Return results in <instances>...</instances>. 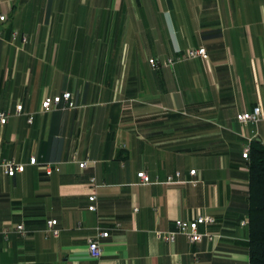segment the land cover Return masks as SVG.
I'll use <instances>...</instances> for the list:
<instances>
[{"label": "crops", "instance_id": "obj_1", "mask_svg": "<svg viewBox=\"0 0 264 264\" xmlns=\"http://www.w3.org/2000/svg\"><path fill=\"white\" fill-rule=\"evenodd\" d=\"M0 12V162L26 164L13 176L0 166V264H249L241 153L254 130L264 145V122L236 114L264 107V0H0ZM198 46L207 58L166 63ZM64 91L74 108L39 111ZM199 214L214 218L198 226L214 240L157 237ZM19 223L26 234L3 236ZM97 226L110 231L95 259Z\"/></svg>", "mask_w": 264, "mask_h": 264}, {"label": "built area", "instance_id": "obj_2", "mask_svg": "<svg viewBox=\"0 0 264 264\" xmlns=\"http://www.w3.org/2000/svg\"><path fill=\"white\" fill-rule=\"evenodd\" d=\"M6 20V14L3 12H0V22H3ZM25 38L23 37V40ZM196 57H202L207 58V52L205 47L198 46L196 48H189L186 52L181 53L177 55L175 58H168L166 63L171 65L175 61L189 59V58H196ZM148 62L152 68H159L161 63L156 58H149ZM73 96L70 91H64L61 94L56 95H45L41 101H40V112H47L50 110H54L57 108H74L75 104L72 100ZM23 110V105L21 102L16 103L15 105V113L20 114ZM10 112L8 110L0 109V128H2L9 120ZM28 123H31L33 120V116L31 114L27 115L26 118ZM236 120L246 126L248 124H254L256 125L259 122H264V107L260 105L254 106L251 110L247 111H241L236 114ZM256 132L255 130L252 131V135L248 137L247 143L242 149V157L248 158L249 157V151L250 146L253 141V137L255 136ZM75 156L72 157L74 159ZM75 160V159H74ZM93 161L89 159H84L82 161L78 162L79 168H84L88 166L89 163H92ZM29 164L32 165H38L42 170L45 171L46 174H51L53 171L59 170L58 163H50V162H38L36 157L32 156L29 159ZM0 166L3 168V171L5 174L9 176H13L16 173L22 172L25 169L26 164L25 163H19L14 160H3L0 162ZM195 169H190V174H195ZM138 178L143 183H149L150 177L149 175L143 171H137ZM175 176H179V173L176 172ZM177 179H174L173 176H169L166 179V183H175L177 182ZM90 182H95V177L92 176L90 178ZM192 182H196V180H192ZM88 201L89 205L87 206V209L90 211H93L96 209V201H97V195L95 193H91L88 195ZM214 222V218L210 215L206 214H199L193 219L190 220H184L181 218L175 219V229L170 231H156L157 237L164 241L173 242L177 235L181 234L184 235L190 242H196L199 241L202 237H206L207 239L214 240L219 235L217 234H211L210 232H200L198 230L199 225H206ZM12 231H16L19 234H26V230L24 229L23 224L19 223L16 224L14 227H11L9 225H3L1 228V233L5 238L8 237L9 233ZM45 233L50 234L52 236H57L59 233V228L57 227V220L56 219H50L46 222V228ZM109 228H103L100 226L96 227V235L94 237H90L87 239V248L88 253L90 257L92 258H99L101 256L102 252V240L103 238H106L109 236Z\"/></svg>", "mask_w": 264, "mask_h": 264}, {"label": "trees", "instance_id": "obj_3", "mask_svg": "<svg viewBox=\"0 0 264 264\" xmlns=\"http://www.w3.org/2000/svg\"><path fill=\"white\" fill-rule=\"evenodd\" d=\"M249 264H264V145L252 142L248 157Z\"/></svg>", "mask_w": 264, "mask_h": 264}]
</instances>
